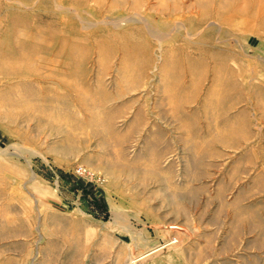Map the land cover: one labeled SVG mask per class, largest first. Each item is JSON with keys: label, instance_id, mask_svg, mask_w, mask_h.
I'll return each mask as SVG.
<instances>
[{"label": "rangeland", "instance_id": "374dc122", "mask_svg": "<svg viewBox=\"0 0 264 264\" xmlns=\"http://www.w3.org/2000/svg\"><path fill=\"white\" fill-rule=\"evenodd\" d=\"M0 264H264V0H0Z\"/></svg>", "mask_w": 264, "mask_h": 264}, {"label": "built area", "instance_id": "2783aa9c", "mask_svg": "<svg viewBox=\"0 0 264 264\" xmlns=\"http://www.w3.org/2000/svg\"><path fill=\"white\" fill-rule=\"evenodd\" d=\"M75 174L78 176H84V177H91L92 179L94 178V176L92 175L91 172L88 171V169L84 166H78L75 170H74ZM98 181H101L98 179Z\"/></svg>", "mask_w": 264, "mask_h": 264}]
</instances>
